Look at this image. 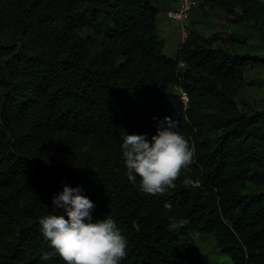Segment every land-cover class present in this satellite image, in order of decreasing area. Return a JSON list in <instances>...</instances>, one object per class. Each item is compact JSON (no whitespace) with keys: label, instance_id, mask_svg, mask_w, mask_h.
<instances>
[{"label":"trees","instance_id":"trees-1","mask_svg":"<svg viewBox=\"0 0 264 264\" xmlns=\"http://www.w3.org/2000/svg\"><path fill=\"white\" fill-rule=\"evenodd\" d=\"M159 1L0 0V264H65L41 260L51 249L38 223L63 214L51 197L64 184L83 188L94 218L116 220L121 264H216L199 256L202 233L230 264H264V109L236 99L264 59L194 29L167 57ZM200 1L264 38L259 0ZM165 116L195 151L153 196L128 181L120 142L154 134ZM170 217L190 223L170 231Z\"/></svg>","mask_w":264,"mask_h":264},{"label":"clouds","instance_id":"clouds-1","mask_svg":"<svg viewBox=\"0 0 264 264\" xmlns=\"http://www.w3.org/2000/svg\"><path fill=\"white\" fill-rule=\"evenodd\" d=\"M158 119V118H154ZM125 175L139 190L153 196L163 195L175 187L181 169L194 156V147L178 131L177 121L165 116L158 120L154 134L127 133L120 142ZM79 185L64 184L51 197V207L63 214L39 218V228L51 251H44L41 260L59 256L65 264H121L127 255V238L110 215L93 217L94 202L83 194ZM171 209L170 202L165 204ZM170 231L183 228L187 218L170 217Z\"/></svg>","mask_w":264,"mask_h":264},{"label":"rangeland","instance_id":"rangeland-1","mask_svg":"<svg viewBox=\"0 0 264 264\" xmlns=\"http://www.w3.org/2000/svg\"><path fill=\"white\" fill-rule=\"evenodd\" d=\"M259 1L264 4V0ZM157 25L159 37L163 39V53L167 57L174 58L181 42L179 25L168 20H161ZM187 27L188 30L194 29L204 35L219 32L224 36H235L238 39L237 51L264 59V38L252 28L249 22L235 20L234 15L226 14L218 6L202 5L198 0L190 13ZM244 79L245 84L238 90L236 96L239 107L243 110L246 108L264 109V65L247 68L244 72ZM173 90L180 92L175 87ZM181 94L183 96L184 92ZM196 245L202 261L230 264L229 257L220 251L212 233H202L197 236Z\"/></svg>","mask_w":264,"mask_h":264},{"label":"built area","instance_id":"built-area-1","mask_svg":"<svg viewBox=\"0 0 264 264\" xmlns=\"http://www.w3.org/2000/svg\"><path fill=\"white\" fill-rule=\"evenodd\" d=\"M174 3L169 6L165 11V17L176 24L179 25L180 38L183 41L188 34L187 21L192 12L195 4L198 0H173ZM183 99H187L185 95L182 96Z\"/></svg>","mask_w":264,"mask_h":264},{"label":"crops","instance_id":"crops-1","mask_svg":"<svg viewBox=\"0 0 264 264\" xmlns=\"http://www.w3.org/2000/svg\"><path fill=\"white\" fill-rule=\"evenodd\" d=\"M174 3L173 0H160L159 1V11L157 13V24L158 22H161V20H168L165 15H164V11L171 6ZM169 21V20H168ZM158 26V25H157ZM158 31H159V27H158Z\"/></svg>","mask_w":264,"mask_h":264}]
</instances>
